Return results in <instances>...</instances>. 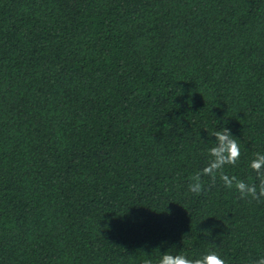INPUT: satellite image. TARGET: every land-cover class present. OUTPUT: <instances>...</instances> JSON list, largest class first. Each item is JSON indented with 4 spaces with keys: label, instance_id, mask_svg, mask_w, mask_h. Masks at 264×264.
<instances>
[{
    "label": "trees",
    "instance_id": "trees-1",
    "mask_svg": "<svg viewBox=\"0 0 264 264\" xmlns=\"http://www.w3.org/2000/svg\"><path fill=\"white\" fill-rule=\"evenodd\" d=\"M264 0H0V264L264 257ZM99 226V227H98Z\"/></svg>",
    "mask_w": 264,
    "mask_h": 264
},
{
    "label": "clouds",
    "instance_id": "clouds-1",
    "mask_svg": "<svg viewBox=\"0 0 264 264\" xmlns=\"http://www.w3.org/2000/svg\"><path fill=\"white\" fill-rule=\"evenodd\" d=\"M208 137L214 139H208L211 146L206 149V163L191 177L187 190L198 195L204 190L203 176L212 180L219 176L224 186L228 188L234 186L242 199L251 198L259 201L264 198V153L255 154V157L248 162V167L256 173L259 183H247L224 172L226 166H234L240 158L241 145L239 139L224 125L219 130H213ZM146 264H152V262L147 261ZM156 264H226V261L218 252L209 249L198 257L192 258L182 252L173 254L164 251L161 252ZM255 264H264V257L256 260Z\"/></svg>",
    "mask_w": 264,
    "mask_h": 264
}]
</instances>
